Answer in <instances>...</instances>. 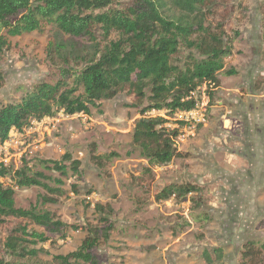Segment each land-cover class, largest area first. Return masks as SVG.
Listing matches in <instances>:
<instances>
[{"label":"rangeland","instance_id":"obj_1","mask_svg":"<svg viewBox=\"0 0 264 264\" xmlns=\"http://www.w3.org/2000/svg\"><path fill=\"white\" fill-rule=\"evenodd\" d=\"M132 1L113 0L111 8L123 9ZM209 11L206 25L213 32L220 26L231 42L225 70L234 74L222 75L210 94L205 86L197 89L191 116L155 111L143 116L163 117L170 130H178L174 144L184 157L151 167L139 156L132 132L145 104L127 89L97 103L90 115L58 113L12 132L0 145V162L14 170L26 163L56 180L44 182L52 191L14 187L16 208L47 212L62 227L49 232L29 220L5 219L0 260L61 264L60 258L90 237L97 238L90 250L96 264H205L204 253L214 264H264V254L245 260L243 253L247 244L264 242V0H220ZM94 34L101 39L99 28ZM48 41V27L8 41L0 55V107L18 103L40 82L57 79L58 70L46 58ZM190 52H180L179 66ZM66 156L79 163L80 179L70 169L63 176L39 164L69 166ZM170 184H191L200 191L184 199L157 198ZM11 237L21 238L19 248L36 256L10 254Z\"/></svg>","mask_w":264,"mask_h":264},{"label":"trees","instance_id":"obj_2","mask_svg":"<svg viewBox=\"0 0 264 264\" xmlns=\"http://www.w3.org/2000/svg\"><path fill=\"white\" fill-rule=\"evenodd\" d=\"M219 1L133 0L126 8L113 9V0H0V55L10 39L48 27L46 58L58 70L54 82H40L18 103L0 107V145L9 141L12 132L21 133L32 123L58 113L68 117L90 115L97 103L127 89L145 104L132 132L139 156L151 167L167 166L183 158L174 144L179 131L170 130L163 117L143 116L151 111L162 112L165 117L194 111L197 89L205 86L210 94L219 88L222 75L234 74L225 70V59L232 54L231 42L224 40L220 26L213 32L206 25L209 9ZM96 28L102 32L101 39L94 34ZM113 34L117 39H110ZM183 50L191 51V55L184 66H179L177 57ZM64 161L69 166L61 162L39 164L63 176L70 169L80 179L79 163L69 156ZM45 181L56 180L33 172L26 163L14 170L0 162V223L8 218L24 219L49 232H60L62 225L53 222L49 213L37 214L15 205L14 187L52 191ZM199 191L191 184H170L157 198L184 199ZM33 237L47 242L37 233ZM20 241L19 237L9 238L8 252L34 258L37 252L19 248ZM96 244L97 238H86L76 252L60 258L61 264H69V259L75 264H96L90 255ZM219 253L218 249L213 251L214 255ZM243 253L245 260L263 255L264 242L247 244ZM203 257L205 264H214L211 254L204 253ZM0 264L8 263L0 260Z\"/></svg>","mask_w":264,"mask_h":264},{"label":"built area","instance_id":"obj_3","mask_svg":"<svg viewBox=\"0 0 264 264\" xmlns=\"http://www.w3.org/2000/svg\"><path fill=\"white\" fill-rule=\"evenodd\" d=\"M181 114H183L184 116L186 115V116H191L192 114H194V111H191V112H187V113H181ZM195 122V121H194ZM192 128H194V127H192ZM7 143V142H6ZM5 144V143H4Z\"/></svg>","mask_w":264,"mask_h":264}]
</instances>
